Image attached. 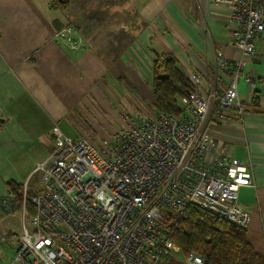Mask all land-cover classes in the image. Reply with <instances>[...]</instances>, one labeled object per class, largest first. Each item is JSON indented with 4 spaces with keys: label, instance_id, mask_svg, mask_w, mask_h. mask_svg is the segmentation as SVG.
Instances as JSON below:
<instances>
[{
    "label": "crops",
    "instance_id": "1",
    "mask_svg": "<svg viewBox=\"0 0 264 264\" xmlns=\"http://www.w3.org/2000/svg\"><path fill=\"white\" fill-rule=\"evenodd\" d=\"M66 24L82 37L80 49L56 38ZM231 29L229 9L212 0H68L64 9L50 0H0V197L25 183L31 192L41 186L34 167L49 157L55 125L67 137L91 140L88 121L108 136L124 112L154 113L157 57L171 56L186 76L194 68L199 89L222 93L220 51L230 62L243 58L254 82L252 90L238 82L244 113L212 103L206 134L249 167L254 185L239 190V204L250 215L247 240L264 256V32L255 54L243 57ZM6 216L0 209V232L16 230Z\"/></svg>",
    "mask_w": 264,
    "mask_h": 264
},
{
    "label": "built area",
    "instance_id": "2",
    "mask_svg": "<svg viewBox=\"0 0 264 264\" xmlns=\"http://www.w3.org/2000/svg\"><path fill=\"white\" fill-rule=\"evenodd\" d=\"M212 2L229 9L232 43L252 57L264 32V0ZM55 36L72 50L83 46L71 25ZM216 63L224 91L199 89L200 75L192 68L194 90L181 97L177 115L123 113L98 145L67 137L55 125L50 155L34 167L41 186L30 192L25 183L18 194L0 197V209H19L23 216L20 232H0V247L12 250L0 264H204L172 240L191 204L245 229L250 215L239 204V190L254 180L248 165L218 149L206 121L214 101L218 110L233 106L244 113L238 82L252 90L254 80L243 58L230 62L217 51Z\"/></svg>",
    "mask_w": 264,
    "mask_h": 264
},
{
    "label": "trees",
    "instance_id": "3",
    "mask_svg": "<svg viewBox=\"0 0 264 264\" xmlns=\"http://www.w3.org/2000/svg\"><path fill=\"white\" fill-rule=\"evenodd\" d=\"M50 3L54 8L64 9L68 0H50ZM190 90L194 87L174 58L165 55L154 60V112L179 114L178 98L184 97ZM172 240L182 254L195 252L202 257L204 264H264V256L254 251L244 228L194 204L178 221Z\"/></svg>",
    "mask_w": 264,
    "mask_h": 264
},
{
    "label": "rangeland",
    "instance_id": "4",
    "mask_svg": "<svg viewBox=\"0 0 264 264\" xmlns=\"http://www.w3.org/2000/svg\"><path fill=\"white\" fill-rule=\"evenodd\" d=\"M144 108L147 112H151V107L150 104H147L146 102H144ZM125 113V112H124ZM99 126L105 131V133L108 132V130H106L105 126L102 123H98ZM86 126V135L89 136L91 138V142L95 145L99 144V140L101 138H105L107 137L106 134H102L100 129L96 126L93 125V123H90V121H88L87 123H85ZM119 125H117L118 127ZM116 127V128H117ZM96 139V140H94ZM31 192V191H30ZM18 199H22V196H18ZM27 208L30 210V212L32 211V206L30 205L29 202H27ZM11 213V214H10ZM4 214V213H3ZM8 214V213H7ZM2 221L7 222L8 224H10L11 226L15 227L13 230L11 229V231H6V232H19L21 231V228L23 226V216H22V212L18 209V210H14L9 212V216H6ZM28 227L30 229L33 228L32 224H28ZM11 255H12V250L10 248L9 245L4 246L3 248L0 247V258H2L3 260L9 261V259H11Z\"/></svg>",
    "mask_w": 264,
    "mask_h": 264
}]
</instances>
